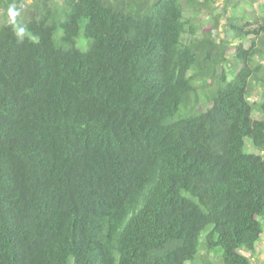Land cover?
Listing matches in <instances>:
<instances>
[{
  "label": "trees",
  "instance_id": "trees-1",
  "mask_svg": "<svg viewBox=\"0 0 264 264\" xmlns=\"http://www.w3.org/2000/svg\"><path fill=\"white\" fill-rule=\"evenodd\" d=\"M218 2L0 0V264H259L264 17Z\"/></svg>",
  "mask_w": 264,
  "mask_h": 264
},
{
  "label": "rangeland",
  "instance_id": "rangeland-1",
  "mask_svg": "<svg viewBox=\"0 0 264 264\" xmlns=\"http://www.w3.org/2000/svg\"><path fill=\"white\" fill-rule=\"evenodd\" d=\"M55 1H58V2H63V0H55ZM220 2H218L217 4V9L215 11V16H217L218 14H221L223 15V8H222V4H223V1L224 0H218ZM241 1V6L242 8H237L236 9V13L239 14V13H242V12H245L248 16L251 17V15H254L255 17H264V0H240ZM29 13V8L28 7H23V11H22V14L24 16H27ZM3 16L4 15V11L3 10H0V16ZM212 16L209 15L208 13L206 14H203L197 21V24L199 26H202V28L204 27L205 29L207 27H210L211 24H212ZM2 21L1 17H0V22ZM224 23H225V19H221L220 20V23H219V26L217 28V34L219 37L221 38H227L228 40H235L236 38L234 37L233 34H231L230 32L226 31L225 29V26H224ZM83 38V37H81ZM84 45V41L83 40H80L79 41V46L80 47H83ZM264 87V86H262ZM262 87H258L256 89V92L255 94L252 96L251 98V101L252 102H258L260 103L261 101L259 100V97L256 96V94L258 95H264V89ZM256 117H259L257 113H255ZM248 151L249 152H252L253 149H251L250 146H248ZM263 155H264V152H263ZM262 240H260V242L257 243V250L258 251H261L263 245H264V235L262 236L261 238ZM264 252V251H263ZM205 252L203 251L202 252V257L205 258L204 256ZM257 257H259V264H264V261H263V258H264V254L261 253V254H258L256 255ZM201 259V258H200ZM213 259V258H212ZM217 260L216 259H213V263H216ZM196 264H201L199 261L196 262Z\"/></svg>",
  "mask_w": 264,
  "mask_h": 264
},
{
  "label": "clouds",
  "instance_id": "clouds-1",
  "mask_svg": "<svg viewBox=\"0 0 264 264\" xmlns=\"http://www.w3.org/2000/svg\"><path fill=\"white\" fill-rule=\"evenodd\" d=\"M19 15V12L16 10L15 5H12L8 9V17H9V23L12 25H16L15 30L18 34H22L24 32V29L16 24V17Z\"/></svg>",
  "mask_w": 264,
  "mask_h": 264
}]
</instances>
